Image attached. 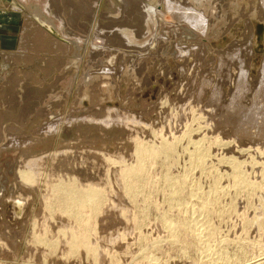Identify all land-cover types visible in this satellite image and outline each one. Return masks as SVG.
<instances>
[{
    "label": "rangeland",
    "instance_id": "1",
    "mask_svg": "<svg viewBox=\"0 0 264 264\" xmlns=\"http://www.w3.org/2000/svg\"><path fill=\"white\" fill-rule=\"evenodd\" d=\"M9 1L23 12L12 18L22 45L0 55V264H264L263 0ZM168 2H205L206 36L170 15ZM236 51L250 74L243 92ZM72 117L96 122L71 126ZM59 120L58 134L45 135ZM136 141L166 150L147 152L141 179L124 181L123 167L137 166ZM64 149L83 155L101 185L98 214L87 207L83 222L56 207L61 197L46 206L60 174L53 155ZM44 156L39 183L26 187L20 169ZM128 184H139L136 195ZM196 207L210 212L201 239L174 234L169 223Z\"/></svg>",
    "mask_w": 264,
    "mask_h": 264
},
{
    "label": "bare ground",
    "instance_id": "2",
    "mask_svg": "<svg viewBox=\"0 0 264 264\" xmlns=\"http://www.w3.org/2000/svg\"><path fill=\"white\" fill-rule=\"evenodd\" d=\"M26 1H28V0H26ZM196 1H204V0H196ZM172 2H168L166 5L167 9H169V13H171L170 15H172L175 18V17H178L179 16L178 14L180 13L181 18H183L182 19L183 23H188L195 31H197V33L200 32V33L204 34V37H205L206 32L211 28L210 27V21L208 19L210 16L208 14L209 8L204 7L205 2L200 3V8H198L197 7L198 5H196V7L193 6L192 8H187V9H183V8L181 9L180 7L176 6L175 2L174 3H172ZM263 4H264V0H263ZM202 7H204V8H202ZM15 8L19 10L18 7L15 6ZM21 8H22V6H21ZM45 9H46V13H48L49 15L52 16L50 9L48 7H46ZM156 9H155V7H152L151 8L152 11L148 12V17H150L149 20H151L152 22H153V18H154L153 12H156V14L159 12V10L157 9L158 10L157 11ZM161 13L162 12H160L159 15ZM162 16H164V15L162 14ZM156 17H157V15H156ZM60 29H63V28L61 27ZM65 35L68 37V35L66 33H64V36ZM124 35L126 37H129L128 34H126V33ZM66 36H65V38H67ZM101 43H104V41ZM109 43H110V41H109ZM251 52H253V51H251ZM181 53L186 55V54H189V51L188 50H181ZM234 59L235 60L238 59L241 61L240 62L241 73H240L239 80H238V82H239L238 87H239V91L243 92L247 89L248 80L250 79L249 78L250 77L249 76L250 75L249 69H247L246 61L243 59V52L236 51V54L234 55ZM105 71L107 72L110 70L107 69ZM262 74L264 76V69H263ZM254 109H253V112H250L247 114L245 113V116L247 119L251 120L257 116L256 113L254 112ZM73 117L71 119H69V124L71 126H73L74 124H79V123H87L88 121H92L93 123L96 122L95 118L89 119V117H88L84 120H80V119H77L76 117H75L76 119ZM115 119H116V117H115ZM102 124L107 126V124L111 125L112 123L103 120ZM62 125H63L62 120H59L57 123L47 127L44 131V134L48 135V136L53 135V134H58V132L60 131V128H62ZM113 127H114V125H113ZM107 134H109V133H107ZM190 135H192V134H190ZM13 141H15V140H13ZM202 141L200 140L198 142H194V144L196 145L195 147L200 146ZM14 143H15V147L16 146H22L19 141H15ZM31 143L32 142H29V144H31ZM135 146H136L135 158L137 161V166H133V167L125 166V167H123L122 176H124L123 177L124 181L131 180L133 177L132 175H134V174H136V176H137L136 180L141 179V177L139 176L140 172H142L145 169L146 164L148 162L147 161V155H148L147 152L150 151L151 155L157 156V155H160L161 151L166 150V144L164 145V147H161V149H159V147H157V146H152L151 148L150 147L147 148L146 146H144V144L142 142L136 141ZM203 156H205V153L202 154L200 152L197 159H200V162H201V161L205 160ZM23 157H25V156H23ZM47 157L48 156H44V158H39V159H32V158L27 159L26 158L28 162H26L24 164L25 166L22 167L18 173L19 180H21V182H23V184L26 187H29V188L35 187L39 183V176H41L40 167L44 164V161L46 162L45 159H47ZM53 157H55V159H57V162H58V165L56 166L54 171H56V172L60 171V174H58V173L55 174L54 176L56 177V179L58 177V180L54 179L53 180L54 182L49 184L51 186L50 188L53 191L52 194L54 196L47 198V200H46L47 205L46 206L50 208V206L53 204L52 201L54 200V198L56 199V198L61 197V198L65 199L66 201H64V203H62V201L60 199V201L62 203V204H60V206L58 205L59 201L58 202L56 201V203H58L56 207H59V209H61L62 213L68 214L75 221L83 222L84 219H86V213L88 212L87 209H89L87 207L92 206L91 208H93V209L91 211V214L93 215V217H94V215H97L98 214L97 212L99 210V206L103 202L102 201L103 193L101 192V189H99V186H101L100 182L95 181V180H97V177L95 175H92L91 173L89 174V169H88L89 164L86 163L85 157L81 154H78V151H72L71 149L70 150L64 149L62 151L56 152L53 155ZM105 157L107 158L108 161H111L110 157L108 155H105ZM78 159L80 160V162H77ZM240 166L241 165L238 164L236 169L240 168ZM121 168H122V166H121ZM108 173H109V171H108ZM236 176L238 177V185L241 186V184H243L245 182L246 176L244 175V173L242 174L238 170L236 171ZM186 180H187V178L180 180L178 185L181 187L186 182ZM97 183H99V184H97ZM138 185L139 184H137V185L136 184L135 185L128 184L127 185V188L132 189L131 196H134V194L136 195V190H137L136 188L139 187ZM178 192H177V194L180 195L181 190H179ZM193 196H197V193L194 194ZM175 197H176V195H175ZM209 199H210V197H209ZM209 199H206L204 201V204L206 206L209 205V207H210L211 200H209ZM19 204H22V201H20ZM53 205L55 206V204H53ZM206 206H205V208H206ZM58 210H56V211H58ZM84 210L87 212L85 213ZM207 210L208 209H206V211ZM208 213L205 212L204 207H196V209L193 210V214H192L193 217L192 218H189V219L186 218L179 226L176 225L174 227L173 223H169V225L172 226V229L174 230V234L181 233L182 231L183 232L185 231V232L191 233V235H193L195 240H198L199 238L201 239V235H203L202 233H203L204 229H207L208 227H210V224H211L210 219H209L210 218V212H208ZM87 217H88V213H87ZM46 231H48V230L46 229ZM45 235H46V233H45ZM79 235L86 237L85 236L86 234L79 233ZM34 240H36V243H38V244H40V243L47 244V240H49V239L47 236L40 234V236L39 235L35 236ZM71 243H72V245H75V244H77V241H73ZM50 245L54 246L53 242ZM208 247H210V246L207 244V248ZM208 250L209 251H207V252H209V255L206 253V251H205V254L208 255L207 257H209V256L212 257L211 261H210V262H212V260L215 259L214 255H216L217 253H215L216 250L212 249L211 247L208 248ZM223 259H225V258H223L222 256H219V257H217L216 260L224 261ZM208 260H210V258ZM216 260L213 262H216Z\"/></svg>",
    "mask_w": 264,
    "mask_h": 264
},
{
    "label": "crops",
    "instance_id": "3",
    "mask_svg": "<svg viewBox=\"0 0 264 264\" xmlns=\"http://www.w3.org/2000/svg\"><path fill=\"white\" fill-rule=\"evenodd\" d=\"M23 13L20 9L12 8L9 0H0V55L9 56L21 48L22 29L12 18Z\"/></svg>",
    "mask_w": 264,
    "mask_h": 264
}]
</instances>
